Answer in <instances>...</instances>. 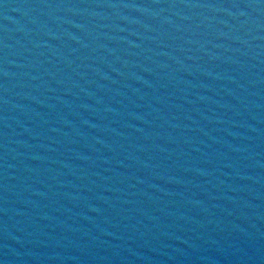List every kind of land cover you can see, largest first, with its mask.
I'll use <instances>...</instances> for the list:
<instances>
[{"label":"water","instance_id":"water-1","mask_svg":"<svg viewBox=\"0 0 264 264\" xmlns=\"http://www.w3.org/2000/svg\"><path fill=\"white\" fill-rule=\"evenodd\" d=\"M0 264H264V0H0Z\"/></svg>","mask_w":264,"mask_h":264}]
</instances>
